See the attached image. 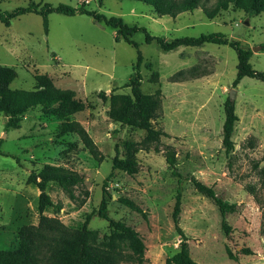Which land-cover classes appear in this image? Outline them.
I'll use <instances>...</instances> for the list:
<instances>
[{
    "label": "rangeland",
    "instance_id": "obj_1",
    "mask_svg": "<svg viewBox=\"0 0 264 264\" xmlns=\"http://www.w3.org/2000/svg\"><path fill=\"white\" fill-rule=\"evenodd\" d=\"M32 2L66 3L108 17L121 16L128 24L144 26L152 35L168 40L221 32L251 48L252 66L264 71V12L251 16L230 5L213 19L202 7L171 16L140 0H0V12ZM216 2L202 0V5L213 7ZM48 19L47 32L42 16L35 13L13 18L9 26L0 21V66L16 71L11 88L33 90L35 76L47 74L58 88L74 91L84 108L63 111L86 128L103 159L95 158L76 133L61 135L63 119L45 113L42 106L24 113L17 128H7V116L0 113V249L19 248L21 228L38 224L40 190L27 180L33 170L51 163L77 171L84 180L76 187L77 201L50 182L47 192L62 209L55 212L48 207L44 213L72 229L81 228L86 215L99 208L108 178L109 214L140 233L146 245L143 264H165L180 249L172 217L178 192L180 223L197 264H264V81L246 76L234 85L238 56L229 45L205 43L165 51L156 41L147 43L144 32L135 33L130 38L143 54L141 88L146 112L152 125L167 133L159 143L147 146L145 131L112 120L109 101L99 96L101 90L131 92L126 83L135 71L137 49L123 38L117 41L116 29L91 16L52 12ZM231 88L237 89L239 120L233 134L235 147L227 153L223 122ZM125 141L138 143L139 171L130 175L117 169L111 174L115 145L124 155ZM167 150L174 151L181 177L167 163ZM191 175L237 203L238 210L227 215L232 226L229 236L222 229L217 205L196 190L188 179ZM120 198L133 200L147 218ZM89 228L96 231L100 244L112 231L97 213ZM242 247L252 253L238 252ZM227 248L236 259L230 258ZM121 252L119 264H137L130 258L126 240Z\"/></svg>",
    "mask_w": 264,
    "mask_h": 264
},
{
    "label": "trees",
    "instance_id": "obj_2",
    "mask_svg": "<svg viewBox=\"0 0 264 264\" xmlns=\"http://www.w3.org/2000/svg\"><path fill=\"white\" fill-rule=\"evenodd\" d=\"M153 6L160 14L176 16L185 11H192L202 7L206 16L215 18L221 10L228 9L230 5L243 9L248 15L257 16L264 12V0H217L213 7L202 5V0H140ZM56 12L64 15H76L78 13L93 17L97 22L104 23L116 29V40L123 38L127 43L137 49V60L135 71L128 79L126 86L130 87V93H117L112 91H100L99 96L103 101H109V115L112 120L121 123L122 126L143 129L145 137L143 143H159L166 132L155 128L146 112V97L142 91L141 65L143 54L139 44L131 39L135 33L144 32L145 41L151 43L156 41L165 51H172L180 46H201L205 43L224 44L232 47L238 56L237 76L234 85L239 84L244 77L257 78L264 81V71L255 69L250 59L253 55L251 48H245L239 41L230 40L221 32L203 33L199 36H179L168 40L165 36L152 35L146 27L138 24L130 25L121 16H106L103 13L89 10L85 7H74L70 4L59 3L54 6L51 3L43 5L34 2L27 6H19L12 11L0 12V21L9 26L13 18L26 13H35L42 16L45 31L49 28L48 16ZM264 51V42L261 44ZM16 77V71L7 66H0V113L7 116L6 127L17 128L28 110L42 106L45 113H54L60 119V134L76 133L91 154L98 160L103 159L102 153L94 142L86 128L77 120H73L64 109L79 111L84 105L75 100V93L70 89L58 88L47 74H37L33 90L11 88L10 84ZM59 109V111L56 110ZM225 119L223 122V146L227 153L235 147L233 134L235 124L239 117L235 111V103L229 100L225 102ZM125 154L121 153L120 145H115V155L112 159V172L122 170L130 175L138 173L137 151L138 143L134 141L124 142ZM0 154H2L0 152ZM166 161L172 168L174 175L181 177L177 170V158L174 151L167 150ZM111 174L109 176H111ZM196 190L209 197L217 205L222 219V229L226 235L232 233V226L227 221V215L238 210L235 202H230L221 197L211 185L191 175L188 178ZM83 175L77 171L66 169L60 165L45 163L40 171H32L27 180L35 184L39 190V222L37 225H25L20 230L21 244L14 250L0 249V264H119L123 258L121 243L126 240L132 251V260L137 264L146 261V245L140 233L124 221L115 220L109 214L110 192L108 190V178L104 182V194L97 211L86 215L85 221L79 229H72L65 225L59 218L46 215L44 212L48 207H53L55 212L62 209L61 203H56L48 194V184L56 182L73 201L78 200L76 187L83 182ZM120 201L132 209L141 212L147 218L146 212L133 200L120 198ZM182 196L181 192L176 195L173 209V222L176 232L180 238V249L166 259L165 264H197L191 256L189 239L180 223ZM108 221L112 231L107 241L101 244L97 242L96 231L89 228L93 215ZM228 255L232 259L237 256L230 248ZM238 252L250 254L249 248L242 247Z\"/></svg>",
    "mask_w": 264,
    "mask_h": 264
},
{
    "label": "water",
    "instance_id": "obj_3",
    "mask_svg": "<svg viewBox=\"0 0 264 264\" xmlns=\"http://www.w3.org/2000/svg\"><path fill=\"white\" fill-rule=\"evenodd\" d=\"M247 23V22H246ZM255 50H258V49H261L260 47H255L254 48ZM107 93L109 94L110 91H107ZM236 95H237V89L236 88H231L230 89V101L232 103H235V98H236ZM6 134V133H5Z\"/></svg>",
    "mask_w": 264,
    "mask_h": 264
}]
</instances>
